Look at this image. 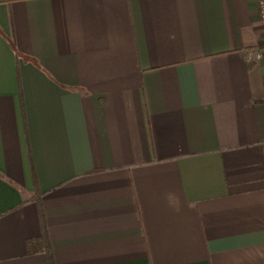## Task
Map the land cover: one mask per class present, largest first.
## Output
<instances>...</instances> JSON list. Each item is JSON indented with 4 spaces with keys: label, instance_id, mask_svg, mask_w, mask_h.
Wrapping results in <instances>:
<instances>
[{
    "label": "crops",
    "instance_id": "1",
    "mask_svg": "<svg viewBox=\"0 0 264 264\" xmlns=\"http://www.w3.org/2000/svg\"><path fill=\"white\" fill-rule=\"evenodd\" d=\"M257 2L0 0V264H264Z\"/></svg>",
    "mask_w": 264,
    "mask_h": 264
},
{
    "label": "built area",
    "instance_id": "2",
    "mask_svg": "<svg viewBox=\"0 0 264 264\" xmlns=\"http://www.w3.org/2000/svg\"><path fill=\"white\" fill-rule=\"evenodd\" d=\"M257 15L261 21L262 24V30H263V37H264V0H258L257 2ZM249 59H255L256 61L261 60L263 57V53L260 50H250L248 52Z\"/></svg>",
    "mask_w": 264,
    "mask_h": 264
},
{
    "label": "trees",
    "instance_id": "3",
    "mask_svg": "<svg viewBox=\"0 0 264 264\" xmlns=\"http://www.w3.org/2000/svg\"><path fill=\"white\" fill-rule=\"evenodd\" d=\"M30 245L32 246L33 244L30 243Z\"/></svg>",
    "mask_w": 264,
    "mask_h": 264
}]
</instances>
